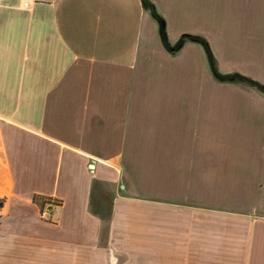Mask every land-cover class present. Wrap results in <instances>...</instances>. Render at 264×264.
<instances>
[{
    "label": "crops",
    "instance_id": "crops-1",
    "mask_svg": "<svg viewBox=\"0 0 264 264\" xmlns=\"http://www.w3.org/2000/svg\"><path fill=\"white\" fill-rule=\"evenodd\" d=\"M151 1L170 43L206 39L207 0ZM233 2L264 17V0ZM0 203V234L41 223L101 250L149 204L160 263L264 264V92L215 76L198 41L167 49L141 0H0Z\"/></svg>",
    "mask_w": 264,
    "mask_h": 264
},
{
    "label": "rangeland",
    "instance_id": "rangeland-1",
    "mask_svg": "<svg viewBox=\"0 0 264 264\" xmlns=\"http://www.w3.org/2000/svg\"><path fill=\"white\" fill-rule=\"evenodd\" d=\"M236 5L233 0H207L206 14L197 24H200L203 37L208 40L223 72H246L264 80V32L253 30L262 27L264 17L243 15L241 12L246 10ZM109 206V203H91L92 210L101 214H107ZM142 211L143 223L137 226L142 232L116 231L110 249L106 250L43 240L41 223H37V226L31 224L32 234L11 235L1 232L0 264H167L160 263V257L151 255L153 229L160 226L162 230L161 227L167 225L152 223L153 208L149 204H145ZM157 211L161 218L168 215L166 204H161L154 213L157 214ZM195 213L193 209L192 214ZM38 216L40 220H46ZM105 228L103 224L102 236H105ZM120 228V224L117 225V229ZM48 233L53 234L47 232L46 236ZM104 242L107 241L103 238L101 243ZM165 258L173 259L170 264H182V256Z\"/></svg>",
    "mask_w": 264,
    "mask_h": 264
},
{
    "label": "trees",
    "instance_id": "trees-1",
    "mask_svg": "<svg viewBox=\"0 0 264 264\" xmlns=\"http://www.w3.org/2000/svg\"><path fill=\"white\" fill-rule=\"evenodd\" d=\"M141 2H142L143 7L145 9L150 10L151 13L153 14V16L155 17V19H157V21L159 23V33L161 36V40L167 49L175 50L187 39L198 41L201 43V45L203 46V48L205 50V53L207 55V58H208V61L210 64V68H211V70L215 76H217L218 78L224 79V80L242 81V82L247 83L248 85L254 86L258 90L264 92V85H261L260 83H257V82H255V81H253V80H251L245 76H242L239 74H221L218 71L214 55H213V53L210 49V46H209L208 42L206 41V39L199 37V36H196V35H182L176 42H174L173 44L170 43V41L167 38L164 21L157 14L153 2L151 0H141ZM33 199L37 201V199H39V197L34 196Z\"/></svg>",
    "mask_w": 264,
    "mask_h": 264
},
{
    "label": "built area",
    "instance_id": "built-area-1",
    "mask_svg": "<svg viewBox=\"0 0 264 264\" xmlns=\"http://www.w3.org/2000/svg\"><path fill=\"white\" fill-rule=\"evenodd\" d=\"M29 2L25 1L24 6H28ZM59 201L55 198H49L44 200L39 208V215L42 218L49 219L54 210L59 206Z\"/></svg>",
    "mask_w": 264,
    "mask_h": 264
}]
</instances>
